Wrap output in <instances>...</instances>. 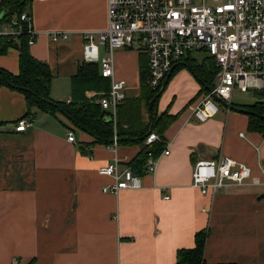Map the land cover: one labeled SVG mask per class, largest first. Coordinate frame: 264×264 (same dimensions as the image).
<instances>
[{
  "label": "crops",
  "instance_id": "1",
  "mask_svg": "<svg viewBox=\"0 0 264 264\" xmlns=\"http://www.w3.org/2000/svg\"><path fill=\"white\" fill-rule=\"evenodd\" d=\"M29 11L36 31L29 52L50 69V98L69 103L71 78L82 63L81 34L107 27L106 0H32ZM53 31L67 40L52 42ZM139 54L114 52V79L125 83L128 99L139 95ZM18 56L16 49L0 55V68L17 74ZM175 75L167 85L175 98L170 114L178 117L163 134L169 155L160 157L154 174L141 176V189L117 196L102 193L112 179L98 169L115 157L126 165L140 146L112 152L58 113L34 111L31 126L16 132L25 97L0 88V264H175L177 251L192 249L203 229L210 231L206 264H264L263 179L230 184L214 196L202 195L191 179L197 160L218 157L259 177L264 136L248 130L245 113L223 106L198 122L200 85L186 67ZM168 100L160 97V111ZM69 131L75 142L67 140Z\"/></svg>",
  "mask_w": 264,
  "mask_h": 264
},
{
  "label": "built area",
  "instance_id": "2",
  "mask_svg": "<svg viewBox=\"0 0 264 264\" xmlns=\"http://www.w3.org/2000/svg\"><path fill=\"white\" fill-rule=\"evenodd\" d=\"M43 1V0H41ZM107 27L98 31L82 32V62L97 64L100 75L109 79L110 89L97 103L106 112L114 129L112 143L106 148L115 152L117 145V108L126 99L125 83L114 79V52L134 49L145 54L147 60L146 84L152 90L162 88L168 75L193 52H204L213 59L217 72L213 88L196 102L193 116L204 123L213 118L220 105L214 97L231 105L235 89L242 93H263L264 104V0H106ZM4 12H0L2 17ZM27 38L30 47L36 41V31L30 11L13 17L0 25V36ZM52 42L67 40L64 32L49 33ZM101 49L105 56H101ZM31 120H20L16 132H24ZM243 137V134H240ZM67 140L75 142L73 132ZM156 133H150L145 145L161 143ZM164 150L157 156L148 155L145 174H154ZM98 174L112 179L102 193L117 196L122 191L142 188L141 176L122 165L115 157L99 167ZM192 186L202 195L214 196L230 184H260L264 182V163L259 166V177L253 178L248 166L235 160L218 157L197 160L192 168ZM169 199V196H164Z\"/></svg>",
  "mask_w": 264,
  "mask_h": 264
},
{
  "label": "trees",
  "instance_id": "3",
  "mask_svg": "<svg viewBox=\"0 0 264 264\" xmlns=\"http://www.w3.org/2000/svg\"><path fill=\"white\" fill-rule=\"evenodd\" d=\"M32 0H1L0 25L20 16L28 11ZM10 49H16L18 56V73L12 74L0 68V88L7 87L24 95L26 111L23 119H32L34 111L49 115L60 114L69 120L75 127L91 135L93 144L109 145L112 143L114 129L112 122L106 118L107 113L102 111L97 100L110 89L109 79L103 78L97 64L81 63L70 82V102H56L50 98L51 72L48 65L36 60L29 52L27 38L0 36V55H5ZM187 56L172 72L169 80L181 67H188L190 74L198 81L200 91L198 96L207 94L214 86V77L217 67L213 59L206 56L202 63ZM211 61V63L209 62ZM209 62V64H207ZM194 63V64H192ZM192 64V65H190ZM147 60L145 54H139V95L136 98L123 100L117 108L116 133L118 146L138 145L140 152L126 164L134 174L142 176L144 164L148 155L157 157L165 148L164 132L176 120L178 115L167 111L157 115L158 101L165 87L152 90L147 84ZM168 80V81H169ZM164 85V84H163ZM162 85V87H163ZM263 93L257 94L261 98ZM233 105V104H232ZM247 111L248 130L264 136V104L261 101L252 105H234ZM146 117V119H145ZM1 125V124H0ZM150 133H156L161 143L145 145L144 141ZM209 229L196 232L194 247L187 250H178L175 264H206L203 258L206 239Z\"/></svg>",
  "mask_w": 264,
  "mask_h": 264
},
{
  "label": "rangeland",
  "instance_id": "4",
  "mask_svg": "<svg viewBox=\"0 0 264 264\" xmlns=\"http://www.w3.org/2000/svg\"><path fill=\"white\" fill-rule=\"evenodd\" d=\"M192 56L194 58H196L197 60H202L204 57H206V54L204 52H193L192 53ZM202 62L203 61H196L195 64L194 63H192V64H194L196 66V64H199V63H202ZM209 62L211 63V61H209ZM209 62L207 64H209ZM192 64H190V65H192ZM203 64H204V62H203ZM204 65H206V64H204ZM186 68H188V67H186ZM175 76L176 75H174L171 79H174ZM172 89H173V86L172 85H169L162 92L161 99H164L165 97L168 96L169 97V100H168L166 106H170V107H168V108L160 111L158 109V104H157L156 113H157L158 116L161 115V114H163V113H165L166 111L170 114L171 106L175 105V98H174V95L172 93ZM258 101H260V99L257 96H255L252 92L242 93L239 90L235 89L233 91V93H232L231 103L233 105H245L246 106V105H252V104H254L255 102H258ZM223 109H225V107H223ZM145 119H146V117H145Z\"/></svg>",
  "mask_w": 264,
  "mask_h": 264
},
{
  "label": "water",
  "instance_id": "5",
  "mask_svg": "<svg viewBox=\"0 0 264 264\" xmlns=\"http://www.w3.org/2000/svg\"><path fill=\"white\" fill-rule=\"evenodd\" d=\"M169 78H170V75L167 76V78L165 79V81H164V83H163L164 85H163V87H162L160 90H162V89L165 87V85L168 83ZM214 100H215V102L218 103L220 106L226 107V108H228L229 110H234V111L241 112V113H247V111H246L245 109H242V108H235L233 105L226 104L225 102H223V101H222L220 98H218V97H214ZM259 199H260V198H259Z\"/></svg>",
  "mask_w": 264,
  "mask_h": 264
}]
</instances>
